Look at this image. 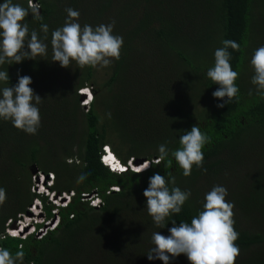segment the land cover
<instances>
[{"label": "trees", "instance_id": "trees-1", "mask_svg": "<svg viewBox=\"0 0 264 264\" xmlns=\"http://www.w3.org/2000/svg\"><path fill=\"white\" fill-rule=\"evenodd\" d=\"M35 1L42 19L31 15L25 19L29 29L40 36V24L48 25L46 44L51 31L63 25L65 9L72 8L79 12L81 25L95 27L114 21L113 34L123 37V45L120 58L109 66L105 89L96 90L86 109L77 90L98 85L95 68H81L75 62L60 67L51 61L50 45L46 56L0 65V70L8 72L9 86L17 82L18 75H27L32 80L29 87L42 99L36 135L0 121V187L6 193L0 205V236L7 222L24 215L35 198L43 205L45 219L54 218L55 207L49 198L31 193L33 164L45 175L55 174L51 191L73 193L67 205L56 208L60 221L54 230L40 239L36 234L24 239L6 236L0 247L12 254L22 251L23 264H58V257L51 254L63 249L69 255L85 254L78 252L86 243L80 235L91 234L94 242L89 240L88 247L90 254L95 249L94 257L78 264H162L146 258L151 235L144 240L137 235L143 226L154 225L142 193L148 178L158 173L166 180L174 178L172 186L191 192L181 212L171 217L177 224L190 222L202 210L204 195L214 185L225 187L226 200L233 204V227L239 233L234 264H264V99L257 95L251 83L253 72H249L253 51L264 45V0ZM14 2L30 8V0ZM226 39L239 45L238 51L228 49L239 91L237 98L218 108L223 101L212 92L219 86L206 72L214 64L215 49ZM195 95L203 99L202 116L195 114ZM195 125L210 138L202 149L204 170L193 167L185 177L171 155L156 162L158 145L175 150L180 135ZM106 144L124 164L147 160L150 169L111 173L100 162ZM68 145L69 151L49 158L54 164L61 163L60 168L45 163L49 154L68 149ZM81 172L87 177L78 184ZM110 187H118L119 192H109ZM92 191L100 197L101 206H90L84 200ZM171 226L169 222L158 228L160 234L168 235ZM128 228L130 237H121L120 230ZM101 237L104 244H97ZM170 264L189 261L181 254Z\"/></svg>", "mask_w": 264, "mask_h": 264}, {"label": "clouds", "instance_id": "clouds-1", "mask_svg": "<svg viewBox=\"0 0 264 264\" xmlns=\"http://www.w3.org/2000/svg\"><path fill=\"white\" fill-rule=\"evenodd\" d=\"M29 6L30 8H26L14 0H0V65L18 64L26 59L36 60L37 56H46L49 45L51 61L58 62L62 68L69 67L72 62L81 68L85 66L106 68L113 60L120 58L123 37L113 34L114 21L95 27L88 24L81 25L79 12L67 8L63 25L51 31L49 43L46 44L45 40L49 39L48 25L40 24V32L43 33L40 36L35 29H29L25 19L30 15L35 20L42 19L38 11L39 4L35 0H30ZM221 44L222 46L215 49L213 53V66L206 72V77L219 86L212 92L214 98L223 101V103L217 104L218 108L237 98L239 91L235 84L238 73L231 68L228 51L229 48L238 51L239 45L229 39L222 40ZM249 63L253 70L251 83L255 86L257 95L264 99V45L253 51ZM31 83V77L18 75L17 82L9 86L8 72L0 70V84L7 85L0 87V121L10 122L13 127L27 135H36L41 126L38 105L42 99L29 87ZM78 93H80V101L84 99V107L88 108L94 99L92 93L87 90L86 94H82L83 99L81 89L78 90ZM108 115L110 117V113ZM209 142L210 138L202 133L197 125L192 126L189 131L180 135V146L175 150H169L165 144L158 145L159 155L156 162L165 161L171 155L182 169V174L185 177L190 176L193 167L202 169V149ZM100 162L111 173L116 174H123L127 171L143 173L151 167V162L147 160L141 164L143 166H140L137 160L135 162L129 160L127 164H124L108 144L102 147ZM38 174L42 178L36 176ZM38 174L35 175V178L37 183L41 181V186H33L32 189L34 193L38 189L39 192L36 194L48 197L55 207L54 218L51 219V224L56 222L52 229L54 230L60 221L56 208L67 205L71 201L73 193L71 196L67 193L60 194L56 199L58 193L50 190L56 179L55 174H50L51 181L48 180L49 174L46 175L47 179L44 173L39 172ZM86 177L87 173L81 172L76 182L79 184ZM172 185H174V178L170 177L166 180L165 176L154 173L148 178L147 187L142 193L146 198L147 214L151 217L154 225L163 229L169 222L172 224L168 228L166 236L160 234L159 231L152 233V247L145 254L146 258L149 261L159 260L162 264H170L171 260L183 254L189 264H234L239 254L238 245L235 244L239 233L233 227V204L226 200V188L214 185L204 195L202 210L198 211L190 222L181 221L177 224L171 217L181 212V208L191 196V192ZM111 191L119 192V188L110 187L109 192ZM90 194L92 197L88 200L89 204L93 207L101 206L102 201L96 191H92ZM86 196L89 194L84 195V197ZM5 199V189L0 187V205H3ZM38 202L41 205V212L46 218L43 205L38 198L34 199L29 209L32 212L33 208L36 210ZM62 203L64 205H60ZM29 209L24 215H19L17 220L7 222L5 233L0 236V240L6 236L24 239L30 234L37 235L41 230V227L37 228V226H43L44 229L45 225L39 223L38 216L40 214L37 212H33L32 220L24 224L23 217L32 215ZM56 213L58 214L55 215ZM56 217H58L57 221H55ZM32 221H35L32 224L33 232L30 231L27 234V228L31 226ZM16 227H19L18 234H14ZM49 231L51 230H47L45 235ZM3 236L5 237L3 238ZM23 257L22 251L18 250L12 254L7 248L0 247V264H23Z\"/></svg>", "mask_w": 264, "mask_h": 264}, {"label": "rangeland", "instance_id": "rangeland-1", "mask_svg": "<svg viewBox=\"0 0 264 264\" xmlns=\"http://www.w3.org/2000/svg\"><path fill=\"white\" fill-rule=\"evenodd\" d=\"M34 6H36L35 4H34ZM250 69V73H252L253 72V70H252V67L251 68H249ZM95 75H96V77H97V84L98 85H95V88H94V86L91 84L90 86H86V87H84V88H82L81 89V97H82V99H83V95L82 94H86L87 93V90L88 91H90V93H92V95H93V97L96 95V90H100V89H105V87L103 86L104 85V81L105 80H107L108 78H109V75H110V71H109V67L108 68H95ZM77 93H78V90H77ZM100 93H101V91H100ZM80 94V93H79ZM195 97H196V99H194V110H195V114H198V115H200V116H202V113H201V110H202V108L200 107V105L202 106V102H203V99L201 98V97H198V96H196L195 95ZM81 99V98H80ZM83 101H85L84 99H83ZM83 101H81L82 103L81 104H83L82 106L84 107L85 106V103L83 102ZM86 109V108H85ZM260 140H259V138H257L256 139V142H259ZM67 148L68 149H64V150H62V149H57V150H55L54 152H52L51 154H49L46 158H48V159H45V163L49 166V165H54L55 167H57V168H60L61 167V163H58V162H56V164H54L53 163V161L52 160H49V158H51V156H56L59 152L60 153H64V152H67V151H69V145L67 146ZM124 152H126L127 151V147H125V146H121L120 147ZM75 150H76V147H75V149H73L72 150V152H75ZM62 159V158H61ZM140 159H137V161H139ZM135 162V161H134ZM139 163V162H138ZM255 166V164H253L252 165V167H254ZM72 168L74 169L75 167H73L72 166ZM39 173V172H38ZM37 173V174H38ZM36 176H38L39 178H42V176L40 177V175L38 174V175H36ZM44 176V175H43ZM49 181H51V177H50V174H49V179H48ZM56 180V179H55ZM54 180V181H55ZM186 185H189L190 186V182H189V180H187L186 178H185V182H184ZM32 184H33V186H41V181H40V183H37V180H36V178H35V175H32ZM46 185H47V183H46ZM45 185V186H46ZM36 193H38L39 191H38V189H36ZM32 192H34V190L33 189H31V193ZM92 197V194H89V196H86V197H83L84 198V200L85 201H87V200H89L90 198ZM53 203V202H52ZM59 203V202H58ZM60 205H64L63 203L62 204H60ZM89 205V204H88ZM91 206V205H90ZM33 210V212H37V213H39L40 215L38 216V220H39V223H43V225H45V227H44V229H41V230H39L38 231V233H37V237L36 238H41L43 235H45V233H46V231L47 230H52L53 229V227H54V225L56 224V222H54L53 224H51L52 223V220L49 222V221H47V220H45V218H44V214H43V212H41V205L39 204V202H38V206H37V209L35 210L34 208L32 209ZM29 211L32 213V215L29 217V216H24L23 217V220H24V224H26L27 222H29L30 220H32V217H33V212L31 211V209H29ZM58 213H56L55 215H57ZM58 220V217H56V220L55 221H57ZM35 221H32L31 222V226L30 227H28L27 228V234H29L30 233V231L31 232H33V226H32V224L34 223ZM157 231H159V229H158V227L157 226H155V225H149V226H143L142 228H140V230L138 231V236L142 239V240H144L143 238H145V235H152V233L153 232H157ZM130 232H132V230L130 229V228H128V229H121L120 230V236L121 237H126V236H128V237H130ZM137 235H135V236H137ZM23 237V236H22ZM80 237H83L82 239H84L85 241H86V243L85 244H83V246L80 248V249H78V252H80V253H85V254H80V255H69L67 252H65V250L63 249V251H62V253H61V251L59 252V251H57L55 254L53 253V254H51V256L52 257H58L57 258V263L58 264H78V262L77 261H80V260H84V259H92L93 257H94V252L95 251H93V250H95L94 248L92 249V253L90 254V252H89V247H88V245H89V240L91 241V242H94L93 241V236L90 234H81L80 235ZM101 239H102V237L99 239V240H97L96 242H97V244H104V243H102V242H100L101 241ZM104 239H106V237H104ZM95 245V243L91 246V247H93ZM100 250V249H99ZM59 252V253H58ZM98 252V251H97ZM99 264H102V262H100Z\"/></svg>", "mask_w": 264, "mask_h": 264}, {"label": "water", "instance_id": "water-1", "mask_svg": "<svg viewBox=\"0 0 264 264\" xmlns=\"http://www.w3.org/2000/svg\"><path fill=\"white\" fill-rule=\"evenodd\" d=\"M138 162H139L138 164L141 165V164H144V162H146V160H139ZM31 172H32L33 175H36V174L39 172V170H38V168L36 167V165L33 164V165L31 166ZM45 178L47 179L48 176L45 175ZM59 195H60V193H58L57 196H56L55 198L57 199ZM62 202H64V200H62ZM12 227H14V226H12Z\"/></svg>", "mask_w": 264, "mask_h": 264}, {"label": "bare ground", "instance_id": "bare-ground-1", "mask_svg": "<svg viewBox=\"0 0 264 264\" xmlns=\"http://www.w3.org/2000/svg\"><path fill=\"white\" fill-rule=\"evenodd\" d=\"M140 166H143V165H140ZM18 228H19V227H16V228L14 229V234H18Z\"/></svg>", "mask_w": 264, "mask_h": 264}, {"label": "built area", "instance_id": "built-area-1", "mask_svg": "<svg viewBox=\"0 0 264 264\" xmlns=\"http://www.w3.org/2000/svg\"><path fill=\"white\" fill-rule=\"evenodd\" d=\"M5 236H3V238H4Z\"/></svg>", "mask_w": 264, "mask_h": 264}]
</instances>
